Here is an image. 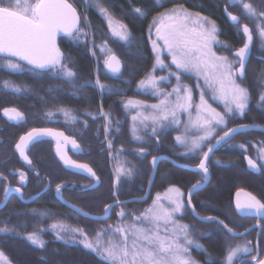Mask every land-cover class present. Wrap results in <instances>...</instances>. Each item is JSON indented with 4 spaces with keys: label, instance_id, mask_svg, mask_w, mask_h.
Here are the masks:
<instances>
[{
    "label": "trees",
    "instance_id": "16d2710c",
    "mask_svg": "<svg viewBox=\"0 0 264 264\" xmlns=\"http://www.w3.org/2000/svg\"><path fill=\"white\" fill-rule=\"evenodd\" d=\"M77 11L81 18V28L87 31L94 42L82 41L79 43L77 39H71L63 36L59 40V49L66 58L64 63L69 65L76 73L75 79L71 81V86L76 91L74 94H84L80 92L82 81L89 79H99L103 84H108L110 91L107 93L114 97V149L113 150H97L96 147L88 148L85 151L87 162L91 163L101 177V184L94 190L75 192L76 198H71L75 203H79L84 211L92 214H100L104 209V205L115 200H125L133 197H141L147 188L152 168L150 160L153 156L160 154L169 155L174 160L183 164L195 166L198 164L202 154L207 150L209 143H213L217 136L223 135L228 128L239 125L255 124L264 125V106H258L260 93L264 91V77L261 72L264 71V43L258 40L257 25L261 24V20L256 21L253 25L255 33V41L253 44L252 55L246 68L245 79L242 80L251 94V101L248 109L243 116L239 114L229 117L226 127H218L209 142L204 143L201 150L194 156H181L180 153L185 148L176 144L175 134L177 130H166L159 133V137L149 134V130L140 132L142 141L134 140L130 130L131 111L124 107V103L128 99H136L145 102H154L156 97L151 95L150 90L138 88V82L144 79L146 75L152 71L155 62V55L152 48V31L153 18L160 14L173 9H182L191 14L200 13L201 16L208 17L216 22L218 33L217 39L229 45L226 52L232 59H237L233 52L244 43L245 37L239 26L231 24L225 17L224 7L228 11H233L229 6V0H99L101 6L108 8L113 19L128 26L133 37L132 46L127 47L124 42L113 37L108 31V21L99 12L95 3L86 8L83 0H68ZM258 9L264 8V0H250ZM141 8L146 11V15L141 17L133 12L134 8ZM242 21H247L248 17L243 15ZM91 27H84V18ZM151 25V27H150ZM71 40V41H70ZM106 43V48L111 49L122 62L123 69L121 74L111 76L105 68V59L108 52L102 51L101 47ZM166 65L165 70H156L153 73L169 74V70L175 72V66L168 62V56H164ZM71 61V62H70ZM15 79L16 74L6 73L0 75V78ZM25 77H27L25 75ZM36 92L39 96H44L43 101L48 103L47 97L53 99L55 96L62 97L64 95L65 78L58 74L48 71L46 74L36 76ZM181 84L188 85L195 95L196 77L191 75H183ZM177 84L175 77H171L170 82H162V85L168 87ZM51 89V90H50ZM215 107L224 111V107L213 103ZM117 121H120L118 124ZM119 129V132H117ZM243 145V147H240ZM258 146H264V133L244 130L235 133L226 142L220 144L211 155L208 161L210 182L209 184L192 196V205L200 216H215L224 220L229 227L236 232L244 231L251 224L256 222V218L239 215L234 206V195L239 190H244L264 201V167L258 174L251 173L247 170L244 156L250 155L252 158L260 162V154ZM123 151H119V149ZM145 149L144 155H140L138 150ZM4 152H0V157ZM38 159L41 173L51 176L52 161L47 156L35 153ZM41 155V156H38ZM219 161V163H217ZM123 165L133 169L131 177H121L120 182L114 189V181L116 179V168ZM54 177V176H52ZM33 179V178H32ZM201 179L198 172L176 168L167 161H161L157 168L148 199L144 202H132L125 205L116 206L112 214L106 221H95L84 218L71 209L63 206V204L50 194L40 195L36 198L35 203L26 207L12 206V210L6 213H0V226L7 224L13 231L7 235L0 234V251H3L11 264H109L108 261L102 259L93 250L81 247V245L68 240L57 239V233L62 234L56 229L49 228L53 223L81 226L86 229H93L94 226H104L111 223L116 217L119 208H124L128 213L139 215L144 209L149 207L153 198L157 193H162L169 186L175 185L184 195L189 188L197 180ZM56 183V182H55ZM115 191V195L113 192ZM75 199V200H74ZM70 200V199H69ZM26 208H33V213L24 212ZM189 206L185 207L181 214L176 218L184 224L190 225V238L196 243L201 244L208 252L212 254L216 264H221L226 255V240L232 246L240 241H250L255 238V231L246 234L243 237L235 238L229 235L225 237V233L215 222L196 220L194 214L189 210ZM38 210V211H37ZM37 211V212H36ZM124 221H132L131 215H125ZM261 223H264L262 221ZM43 229L42 232H39ZM38 231L41 239L46 244L43 249L34 246L29 242L24 234ZM96 228L94 229V232ZM207 233V235H205ZM259 249L261 256H264V233L259 234ZM192 255L197 258L201 264H205L208 253L203 249L190 248ZM254 249V247H253ZM256 254L255 250L251 251L246 259L252 264H258L251 257ZM245 257V258H246Z\"/></svg>",
    "mask_w": 264,
    "mask_h": 264
},
{
    "label": "snow or ice",
    "instance_id": "6c2138e0",
    "mask_svg": "<svg viewBox=\"0 0 264 264\" xmlns=\"http://www.w3.org/2000/svg\"><path fill=\"white\" fill-rule=\"evenodd\" d=\"M85 7L91 6L95 3L99 9L100 14L107 19L109 30L113 37L124 42L127 47L132 46L133 37L127 25L114 21L108 8L100 5L99 0H83ZM22 0H0V59L5 62L0 65L8 70L20 71L22 64L20 61H26L30 65L29 71L34 73H41L51 71L58 74L71 82L76 77V73L64 63L66 59L63 54L55 46L54 37L57 31H63L67 36L78 39L81 35L86 36L81 28V18L77 14L75 8L67 2V0H35V3H30L29 0H23V10L21 11ZM239 3L242 5L243 15L248 18H255L262 21L257 25V31L261 41L264 42V8L258 9L250 2V0H229V4ZM227 12V8L225 9ZM133 12L143 17L146 11L141 8H134ZM183 12V15H181ZM228 17L234 23H239L240 17L227 12ZM153 25L156 27V36L163 41V46L153 41V51L156 53V60L153 64L152 71L149 72L144 79L138 82L137 87L151 88L155 96H163L156 104L147 105L142 101H135L129 99L124 103L126 110L132 108H151L153 113L144 115L143 112H137L132 116L133 125L131 128L134 140L142 141L143 137L138 135L137 123L142 125L145 129L148 127V122H151V135L159 137V133L170 130L169 121L171 124L179 125L182 121L179 116L182 112L189 114V120L185 125L184 133L175 137L176 144L185 148L181 156H194L199 152L204 143L209 142L213 137L218 127H226L229 117L239 114L243 116L249 107L251 101V94L247 87L238 83V80L245 79L246 76V61L250 51V45L254 39L253 31L250 30L247 24L242 26L243 34L246 37L243 46L236 49L234 56L235 60H229L227 56H218L212 51V45L216 44L227 49L229 45L222 44L217 39L218 28L216 22L208 17L201 16L200 13L195 15L188 13L182 9H173L172 14H164L157 18H153ZM192 25V26H190ZM84 27L88 28L91 25L87 22V17L84 18ZM151 27V25H150ZM161 47L167 49L171 55V64L175 66L176 71L169 70L167 76L156 77L153 72L157 68L169 67L164 60L160 58ZM102 51H107L108 55L105 59V67L109 72L118 74L121 72L122 62L112 53L111 49L106 48V43L101 47ZM15 58V62H14ZM71 62V61H70ZM239 67H236V65ZM195 74L197 78H203L205 85L213 95L212 99H220L224 103V111L218 112L211 107L205 99V91L201 90L200 102L194 105L193 92L188 85L181 84L180 81L183 75ZM175 77L177 84L170 92H165L158 87L161 81L170 82L171 77ZM261 77H264V71L261 72ZM90 80L84 81L77 86L80 89L91 86ZM5 89L11 88L14 92H19L21 89L15 85H11L9 81H4ZM95 86L101 91L108 88L107 85L102 84L99 77L95 81ZM199 87V85H197ZM51 90V89H50ZM175 96V100L172 97ZM258 106H264V91L260 93ZM196 108V115L193 118L190 109ZM62 113L66 122H75L78 118L73 114L71 109L59 108L56 110ZM3 113L10 121L17 123L24 120V113L16 108H5ZM54 113L49 111L46 113L47 117H52ZM86 115L98 118L103 116L105 120L104 130L105 138L111 133L112 121L107 113H104L101 106L100 113L94 114L91 112ZM87 127V121L84 122ZM119 124L120 121H117ZM255 124L241 125L239 128H228L222 136L216 137V143L226 142L231 136L238 132L240 128H256ZM195 130L202 133L199 136L189 137L188 132ZM119 132V129H117ZM43 135H55L57 137H64L62 132H54L52 129H37L33 128L25 135L19 138L15 145L16 151L19 152L22 159L31 165V160L26 154V149L30 144L39 139ZM65 142H70L73 149H78L79 145L74 139L64 137ZM57 152L61 160L67 166H72L77 169H83L92 177H96V173L87 164H77L71 160L66 153L62 152L59 140L57 141ZM108 147H112V141H108ZM240 147H243L241 145ZM123 151V149H119ZM213 151V145L209 143L208 150L204 151L199 163L192 169L197 171L201 179L197 180L191 185L188 190V199L185 202L181 196V190L175 185L169 186L165 195L157 193L153 199L152 205L140 212L139 215L135 213H128L124 208L117 213L123 218L125 215L132 216V222L128 225L117 226L113 230V235L122 237L120 241H115L111 237L107 242H102V232H97V238L93 240L87 239V234L82 229L73 228V234L80 233L85 238L80 241L85 248L92 249L102 259L109 262V264H199L191 258L188 245L195 244L199 249H203L208 253L205 264H216L212 254L203 245L196 243L190 238V225L178 223L174 217L178 213H182L185 207L192 205L193 194L201 189L209 181V167L208 161ZM261 154L259 159L264 161V146L258 149ZM140 155H144L145 149L138 150ZM159 156L152 157L153 169L157 166ZM250 170L258 171L257 160L245 157ZM219 163V161H217ZM264 167V163L260 165ZM38 175V173H37ZM133 169L120 165L116 168V179L114 181V189L120 182L121 177H131ZM2 176V174H0ZM20 184L26 182V175L24 172L19 173ZM96 183H98V178ZM96 183L83 186L85 189H94ZM152 183L151 177L149 184ZM62 186L56 185V192L61 196ZM10 191H14L23 196L20 187L12 188L11 185L4 186V197L0 200V205L6 206L8 202V195ZM240 190L237 192V199L235 201V210L241 216L255 217L256 224L251 225L243 232H236L229 227L224 220L219 217L208 216L198 217L202 221L215 222L220 229L225 233V237L231 235L232 237L244 236L251 229H257L258 235L264 233V201H261L251 193H244V199L240 198ZM115 191L113 195H115ZM147 195V193H145ZM144 197H138L133 202L142 201ZM164 201V202H162ZM128 201L115 200L113 204L104 205V216L107 218L114 205L125 204ZM77 213H85L83 209L71 205ZM195 213V208H192ZM53 230L60 228L63 231H69L63 224L53 223L50 226ZM112 229V226H108ZM13 231L7 224L0 226V234L7 235ZM40 229L39 232H42ZM38 231L25 233V238L31 242L32 245L43 249L46 242L41 239ZM207 235V233H205ZM57 239L68 240L64 236L57 233ZM75 241V235L70 237ZM131 240V243H129ZM181 240L183 243H181ZM226 255L221 264H252L251 261L246 260V256L252 251L251 242L245 241L243 244H236L232 246L227 243ZM253 261H258V264H264V259L252 257ZM0 264H11L3 251H0Z\"/></svg>",
    "mask_w": 264,
    "mask_h": 264
},
{
    "label": "flooded vegetation",
    "instance_id": "af4514ba",
    "mask_svg": "<svg viewBox=\"0 0 264 264\" xmlns=\"http://www.w3.org/2000/svg\"><path fill=\"white\" fill-rule=\"evenodd\" d=\"M22 4L23 3H21V11L24 7V5ZM229 6L233 8V11L229 12L240 17V22L235 25L239 26L242 30L241 26L243 24H247L253 31V25L257 20L255 18H248L247 21H242V16H240L243 13L242 5H240L239 3H232L229 4ZM253 34L255 36L254 32ZM61 36L64 37L67 35H58L56 39V47L58 49ZM64 38L66 39V37ZM254 41L255 37L253 39L252 46L254 44ZM252 50L253 47H251V55ZM3 61V59H0V65L4 63ZM20 63L22 64V70L20 71H12L0 67V75H4L6 73H14L17 77L15 79H7L4 77L0 78V152H4L0 157V174H2V176H0V200H2L4 197L5 185H11L13 189L16 187H20L23 196L21 197L20 194L11 191L8 197V202L6 206L0 208V213L11 211L13 209L12 206H14L15 210L17 209L16 207H20V205H25L26 207L32 206L35 203L36 199L28 204H25L23 202V199L28 200L39 193H41L40 195L50 194V196H54L57 200H59L57 197L58 194L56 192V185L58 184L62 186V197L68 203H71L82 209L79 203H75L71 200V198L77 197V195H75V192L77 194V192L79 191L94 190L101 184V177L99 176L96 168L86 160V149L93 147H96L97 150L114 149V97L113 95L107 94L110 91L109 87L101 91V89L95 86V81L97 78L89 79L92 82V85L80 89V92H84V94L80 95L74 94L76 90L72 88L71 82L65 79L66 83L63 87L64 95L62 97L55 96L53 97V99L47 97L46 100H48V103H45L42 100L44 96H39V94L35 90L37 85L36 76L39 74H46L48 71L34 73L32 71H29L31 66L26 62L20 61ZM25 75L27 77H25ZM110 75L113 76V74ZM4 81H9L11 85L19 87L21 91L14 92L11 90V88L5 89L3 86ZM83 82L84 81H82L80 84H82ZM105 85L108 84L105 83ZM101 106L104 113H107L112 121L111 133L110 135H108L107 139L105 138V120L103 116L93 118L92 116L86 115V113L88 112L98 115L100 113ZM5 108H16L19 111L23 112L24 120L19 123L10 121L8 117H6L3 113V109ZM59 108L71 109L73 114L78 119L75 122H66L63 114L56 111ZM49 111H52L54 113L52 117L46 116V113ZM85 121H87V127H85ZM33 128L52 129L57 133L62 132L64 134V137L74 139L79 145V148L73 149L72 144L70 142L66 143L64 137L50 135L51 137L39 138L35 142L31 143L29 148L26 149V154L32 162L31 165H28L25 161H22L19 152L15 149V145L22 135H25ZM58 140L60 142L59 146L69 155L71 160L75 161L76 163L78 162L79 164H87L93 169L99 179V185L97 187H95L94 189H85L83 186L93 184L94 180L90 178L88 179V177L84 175L74 173L73 171L63 167V165L59 163L60 161L58 160L56 153L58 148ZM108 141H112L111 148L108 147ZM35 153L41 154L42 156H47L48 159L51 158V176L45 175V173L40 172V170L38 169L39 164H37L38 159L35 157L36 155H34ZM21 171L26 175V182L24 184H20L19 181V173ZM113 210L114 209H112V212ZM103 212L104 209L102 213ZM102 213H100L99 215H101ZM255 223L256 222H254L253 224ZM253 231H255V238L254 240H250V246L251 248L254 247L255 252H257V249H259V239H257L259 235L257 229H253L251 232ZM254 257H256V254ZM263 258L264 256L262 257L260 253L259 259ZM246 259H250V257H246ZM255 262L258 263V261Z\"/></svg>",
    "mask_w": 264,
    "mask_h": 264
},
{
    "label": "rangeland",
    "instance_id": "374dc122",
    "mask_svg": "<svg viewBox=\"0 0 264 264\" xmlns=\"http://www.w3.org/2000/svg\"><path fill=\"white\" fill-rule=\"evenodd\" d=\"M22 3H23V0H22ZM30 3H35V0H30ZM22 5H24V4H22ZM185 11V10H184ZM164 14H172V11H169V12H164V13H162V14H160L158 17H157V22H159V17L161 16V15H164ZM191 14V13H190ZM181 15H183V12H181ZM194 15V14H193ZM257 21L259 20V19H256ZM115 21V20H114ZM108 23V22H107ZM262 23V22H261ZM108 25V24H107ZM190 26H192V25H190ZM108 27V31H109V33L111 34V31L109 30V26H107ZM85 31V30H84ZM85 32H87V31H85ZM257 33V37H258V40H260L261 41V38L259 37V34H258V31L256 32ZM112 35V34H111ZM65 37H69V36H65ZM71 38V37H70ZM72 39V38H71ZM85 39H86V41H89V42H92V39H91V36H90V34L87 32V35L86 36H83V35H81L77 40H79V41H77V42H79V43H82V41H85ZM62 40H65V38H63ZM71 41V40H70ZM153 41H156L159 45H161V46H163V41L162 40H159L158 39V37L156 36V27H155V25H154V27H153V31H152V48H153ZM262 42V41H261ZM264 42H262V44H263ZM223 44V43H222ZM92 45H94V42H92ZM223 49H225L224 47H221V46H219V45H216V44H213L212 45V51L213 52H215L218 56H227L228 58H229V60H235V59H232L231 58V56L229 55V54H227L226 52H222V50ZM59 51H60V49H59ZM154 52V51H153ZM154 55H155V60H156V53L154 52ZM168 56V62H170L171 63V59H172V57H171V55L168 53V51H167V49H165V48H163V47H161V51H160V58L162 59V60H164V62H165V59H164V56ZM3 62H5V61H3ZM155 63V62H154ZM166 64V63H165ZM174 66V65H173ZM236 67H239V65L237 64L236 65ZM165 68L166 67H164V68H157V70H159V71H162V70H165ZM165 74H166V72H164ZM165 74H158V73H153V75L154 76H156V77H162V76H167V75H165ZM195 77H196V81H197V83H196V90H197V95H195V93L193 92V90H192V92H193V101H194V105L195 104H199V102H200V93H201V90H204L205 91V99L208 101V103L211 105V107H213V108H215L218 112H221L220 111V109H218L217 107H215L214 105H213V103H215V104H217V105H219V108L220 107H224V103H223V101L222 100H220V99H215V100H213L212 99V95H213V93L210 91V90H208L207 89V87H206V85H205V82H204V80H203V78H197V76L195 75V74H193ZM162 82L164 83V82H167V81H161L159 84H158V87L160 88V89H162V90H164L165 92H170L171 90H172V88L176 85H174V86H171V87H166V86H164V85H162V86H160L161 84H162ZM238 83H241L243 86H245V84H244V82H242V80H238L237 81ZM185 85V84H184ZM197 85H199V87H197ZM246 87V86H245ZM144 89H147V90H150V93H151V95H153V96H155L154 94H153V89H151V88H144ZM156 97V101H154V102H145V101H142V102H144L145 104H147V105H151V104H156V103H158L159 102V100H161V99H163L164 97L163 96H155ZM172 99L173 100H175V96H173L172 97ZM129 100V99H128ZM127 100V101H128ZM131 100H135V101H141V100H136V99H131ZM128 111H131V119H130V130H131V128H132V125H133V121H132V116H134V115H136L137 114V112L139 111V112H143L144 113V115H150V114H152L153 113V109H151V108H141V109H136V108H132V109H130V110H128ZM190 112H191V115H192V117L194 118L195 117V115H196V108L195 107H193L192 109H190ZM179 119L182 121V123L179 125V127H177L176 125H174V124H171L170 123V121H169V127H170V129H173V130H177V133L174 135L175 137L177 136V135H180V134H183L184 133V129H185V125H186V123L188 122V120H189V114L188 113H184V112H182L181 114H180V116H179ZM137 128H138V135H140V132H143V131H148L149 130V134H151V128H152V125H151V122L149 121L148 122V127L145 129L142 125H140L139 123H137ZM202 133H200V132H198V131H195V130H192V131H190V132H188L187 133V135L191 138V137H194V136H199V135H201ZM204 145V144H203ZM259 148L261 147V146H258ZM258 154H260V153H258ZM261 155V154H260ZM260 162H262V163H264V161H261L260 160ZM168 189V188H167ZM167 189H165V191L164 192H162V193H160L162 196L163 195H165L166 194V190ZM182 193V192H181ZM156 197V195L154 196V198ZM153 198V199H154ZM181 198L182 199H184V195H183V193H182V196H181ZM152 202H153V200H152ZM152 202H151V204L150 205H152ZM162 202H164V201H162ZM149 205V206H150ZM148 208V207H147ZM121 210V208H119L118 209V211L115 213L116 214V217H115V219L113 220V221H111V223H109V224H106V225H104V226H94V228L91 230V229H86V228H84V227H81V226H75V225H65V224H63L69 231H67V232H65V231H63L62 229H60V228H57L56 230L57 231H59V232H61L62 234L61 235H66V237H68L69 239H70V237H72L73 235H75V241H73L74 243H76V244H79V245H81V247H84V245L82 244V243H80V241L81 240H83L85 237L84 236H81L80 235V233H75V234H73L72 232H71V229H73V228H79V229H82L83 231H84V233H86L87 234V239H89V240H95L96 238H97V232L99 231V232H102V235H101V240H102V242H107V240L111 237L113 240H115V241H120L121 239H122V237L121 236H119V235H113V230H114V228L115 227H117V226H124V225H128V224H130L132 221H130V219H129V221L127 220V221H124V219L123 218H121V217H119L118 215H117V213L119 212ZM38 211V210H37ZM36 211V212H37ZM24 212H26V214L27 213H33L34 212V209L33 208H26L25 210H24ZM179 214H181V213H178V214H176L175 215V217H174V219L177 221V216L179 215ZM178 223H180V224H184L183 222H181V221H177ZM109 225H111L112 226V229H109L108 228V226ZM49 228H51L50 226H49ZM96 228V231L94 232V229ZM189 234H190V232H189ZM72 241V240H71ZM129 243H131V240H129ZM181 243H183V241L181 240ZM244 243V241H240V242H238V243H236V244H243ZM235 244V245H236ZM235 245H233V246H235ZM193 247H195V249H198V251L199 250H201V249H199V248H197L196 246H195V244H192V245H188V251H189V254H190V256H191V258L193 259V260H195V261H198V262H200L197 258H195L193 255H192V251H191V249L190 248H193ZM85 248V247H84ZM86 249H88V248H86ZM89 250H92V249H89ZM255 249H253V247H252V251H254ZM263 257V256H262ZM199 264H201V263H199Z\"/></svg>",
    "mask_w": 264,
    "mask_h": 264
},
{
    "label": "water",
    "instance_id": "95a60500",
    "mask_svg": "<svg viewBox=\"0 0 264 264\" xmlns=\"http://www.w3.org/2000/svg\"><path fill=\"white\" fill-rule=\"evenodd\" d=\"M67 2L69 3V1L67 0ZM69 4H71V3H69ZM72 5V4H71ZM72 7L74 8V6L72 5ZM225 9H226V7H224V13H225V17L228 19V21L231 23V24H238V23H234V22H232L231 20H230V18L228 17V15H227V12H229L228 10H227V12L225 11ZM234 15V14H233ZM239 22H240V19H239ZM243 25H245V24H243ZM242 25V26H243ZM241 26V27H242ZM250 28V27H249ZM250 30H251V28H250ZM243 31V30H242ZM58 35H66L63 31H57L56 32V34H55V37H54V42H55V46H56V39H57V37H58ZM245 37V36H244ZM245 39H246V37H245ZM252 43H253V41H252ZM252 43H251V45H250V51H249V55H248V58H247V61H246V66L248 65V61H249V59H250V56H251V47H252ZM57 48V47H56ZM236 51V50H235ZM235 51L233 52V55H234V53H235ZM24 62H26V61H24ZM27 63V62H26ZM247 68V67H246ZM107 69V68H106ZM122 69H123V65H122V67H121V72H122ZM107 71L109 72V70L107 69ZM120 72V73H121ZM110 74H113V73H111V72H109ZM120 73H118V74H120ZM118 74H113V75H118ZM245 125H250V124H245ZM241 125H239V126H236V127H233V128H239ZM258 126H264V125H258ZM246 131V130H251V131H257V132H263L264 133V130H261V127H256V128H240V130L238 131V132H240V131ZM236 134H237V132H236ZM235 135V133L232 135V136H234ZM222 136V135H221ZM231 136V137H232ZM45 137H51L50 135H43V136H41V137H39V138H45ZM223 142H221V143H219V144H217L216 143V140L212 143V145H213V151H212V153H211V155H213L214 154V152H215V150L220 146V144H222ZM207 150H208V148H207ZM206 150V151H207ZM62 152L63 153H66L64 150H62ZM57 153V157H58V160L60 161L59 163H61L62 165H63V167H65V168H67V169H70L71 171H73L74 173H77V174H80V175H84V176H86V177H88V179L90 178V179H93L94 180V182L93 183H96V181H97V176L96 177H92L90 174H88L85 170H83V169H77V168H74V167H72V166H67V165H65L64 164V162H63V160H61V158H60V155L58 154V152H56ZM20 155V154H19ZM66 155L69 157V155L66 153ZM211 155H210V157H211ZM157 156H159L160 157V159L157 161V166H156V168L155 169H153V167H152V164H151V168H152V172H151V179H152V183L151 184H149V182H148V185H147V188H146V190H145V193H147V195L144 193V195L143 196H141V197H144V199L142 200V201H139V202H144V201H146L147 199H148V197H149V195H150V190H151V188H152V186H153V183H154V179H155V176H156V173H157V168H158V165H159V163L161 162V161H167V162H169L170 164H172L174 167H176V168H181V169H185V170H189V171H192V172H197V171H193L192 169L195 167V166H191V165H188V164H183V163H181V162H178V161H176V160H174L173 158H170L169 156H167V155H164V154H161V155H157ZM21 157V156H20ZM245 157H249V158H251L249 155H245L244 156V161H245V164L244 165H246V168H247V170L249 171V172H251V173H254V174H258L259 175V173L261 172V167H260V165L258 164V168H259V170L258 171H255V170H250L249 169V167H248V164H247V160L245 159ZM70 158V157H69ZM21 159H22V157H21ZM71 159V158H70ZM210 159V158H209ZM22 161H24L23 159H22ZM151 161H152V158H151V160H150V163H151ZM77 164H79L78 162H77ZM89 166V165H88ZM90 167V166H89ZM91 168V167H90ZM92 169V168H91ZM93 170V169H92ZM209 176H210V174H209ZM98 182H99V179H98ZM209 182H210V177H209V181L201 188V189H203V188H205L208 184H209ZM99 185V183H96V187ZM47 189V188H46ZM200 190V189H199ZM240 191V190H239ZM11 192V191H10ZM10 192H9V195H10ZM238 192V191H237ZM237 192L235 193V195H234V206H235V201H236V199H237ZM244 193H248V192H246V191H241L240 192V198L241 199H244L245 197H244ZM41 193H39V194H37V195H35V196H33L32 198H30V199H28V200H24L23 199V202L25 203V204H28V203H31V202H33L36 198H38L39 197V195H40ZM9 195H8V197H9ZM57 197H58V199H59V201L63 204V206H66L67 208H69V209H71L72 211H74L75 213H77L76 212V210L73 208V207H71V205H73V204H71V203H68L64 198L63 199H61V196L60 195H57ZM136 198H138V197H133V198H129V199H125V200H122V201H128L127 203H125V204H128V203H132L133 201H135L136 200ZM188 199V193H187V198H186V200ZM114 202H111L110 204H113ZM125 204H121V205H125ZM116 206H120V205H114L113 206V208L114 207H116ZM3 207V205H1L0 206V208H2ZM77 207V206H76ZM78 208V207H77ZM80 208V207H79ZM112 208V209H113ZM189 210H191L192 211V208H194L193 207V205H191V206H189ZM235 208V207H234ZM85 213H88V212H86V211H84ZM111 212H112V210H111ZM111 212L108 214V216H107V218H103V216H104V213H102V215H93V214H91V213H88V215H84L83 213H77L78 215H80V216H82V217H84V218H88V219H91V220H95V221H106V220H108L109 219V217H110V215H111ZM192 213H193V211H192ZM194 214V216H195V218H196V220H199V221H202V220H200L198 217H200V215H198L197 213H196V211H195V213H193ZM203 217H208V216H203ZM256 224V223H255ZM255 224H253V225H255ZM249 228V227H248ZM247 229V228H246ZM253 229H251L250 231H248V233L249 232H251ZM243 232V231H242ZM247 233V234H248ZM245 236V235H244ZM240 237H243V236H240ZM240 237H235V238H240ZM256 244H258V243H256ZM256 257H258V259H259V257H260V251H259V249H257V253H256ZM264 259V258H263Z\"/></svg>",
    "mask_w": 264,
    "mask_h": 264
},
{
    "label": "bare ground",
    "instance_id": "6f19581e",
    "mask_svg": "<svg viewBox=\"0 0 264 264\" xmlns=\"http://www.w3.org/2000/svg\"><path fill=\"white\" fill-rule=\"evenodd\" d=\"M160 155H161V154H160ZM165 155H166V154H165ZM167 156H169V155H167ZM169 157H170V156H169ZM198 163H199V162H198ZM252 225H253V224H252ZM250 226H251V225H250ZM250 226H249V227H250ZM241 232H242V231H241ZM249 233H250V232H249Z\"/></svg>",
    "mask_w": 264,
    "mask_h": 264
}]
</instances>
